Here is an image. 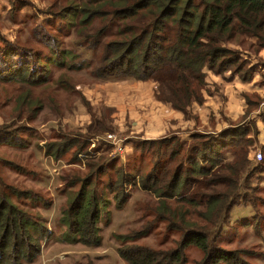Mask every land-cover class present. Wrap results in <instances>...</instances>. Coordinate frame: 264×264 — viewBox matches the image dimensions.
<instances>
[{
  "label": "rangeland",
  "instance_id": "rangeland-1",
  "mask_svg": "<svg viewBox=\"0 0 264 264\" xmlns=\"http://www.w3.org/2000/svg\"><path fill=\"white\" fill-rule=\"evenodd\" d=\"M81 1L0 0V197L6 194L10 203L22 208L35 220L40 219L52 232L49 240L45 232L36 260L23 264H72L87 259L94 264H127L116 253L122 243L117 236L146 227H150L146 235L126 243L171 250L181 239L180 232L167 229L166 222L157 220L159 201L151 193L139 186H127L129 198L123 206L117 207L114 193L106 189V185L116 179L118 168L144 177L155 162L152 151L159 146L140 145L147 139L139 134L107 131L112 129L110 115L113 106L104 105L97 109L101 114L97 124L100 132H90L85 129L84 122L78 121L81 118L78 109L89 106L84 87L91 89L97 81L106 80L90 74L91 67L99 62L100 53L88 50L81 36L93 34L101 21L94 17L85 23L80 9L71 10L79 7ZM226 47L238 51L241 70L237 74L241 79L243 74L247 76L246 81L253 89L251 95L246 96L249 102L242 117L228 121V124L244 126L248 134L235 138L237 143H230L223 150V156H217L218 165H213L211 171L234 177L229 166L243 158L245 148L251 171L248 175L250 187L244 193L247 199L241 195L240 202L231 209L232 222H226L225 228L213 236L211 243L220 249L240 251L241 259L247 264H264V145L261 144L259 123L264 120V48L256 38L241 34H235ZM60 51H67V54L60 56ZM55 60L62 61V64L57 65ZM81 64L83 66L79 68ZM10 66L18 71H10ZM30 67H34L33 72L27 76L26 69ZM254 108L259 109L257 116L250 113ZM125 126L124 131H127L128 126ZM106 131L122 139L121 145L125 147L121 151L107 149L110 143L104 141L92 143V136L103 137ZM126 135L128 137L124 139ZM70 137L82 141L88 138V142L76 158L77 146H73L60 159H55L48 151V144ZM161 148L166 149L164 145ZM255 151H261V160L253 158ZM165 161L169 175L178 160L166 158ZM101 162L105 171L94 175L88 189H96L100 204L108 200L106 207L100 205L102 212L97 223L102 242L94 247L64 243L61 235L67 231V226L61 223L62 211L70 206L81 186V182L73 184L71 181L89 173L87 164ZM205 165L209 167L210 161ZM244 173L243 168L237 179L239 182L247 179H243ZM225 188L217 185L214 189L223 191ZM211 190L203 188L199 192L213 193ZM180 192L187 197L192 193V186L190 190ZM181 199L166 202L169 207L205 210ZM192 219L200 226L212 228L203 218L192 216ZM183 253L186 264H201L205 258V252L194 243L186 246ZM219 264L231 263L221 261Z\"/></svg>",
  "mask_w": 264,
  "mask_h": 264
},
{
  "label": "trees",
  "instance_id": "trees-1",
  "mask_svg": "<svg viewBox=\"0 0 264 264\" xmlns=\"http://www.w3.org/2000/svg\"><path fill=\"white\" fill-rule=\"evenodd\" d=\"M78 9L83 22H90L94 17L101 21L93 34L81 36L88 50L100 53L98 64L91 67L92 76L152 80L156 83L157 99L182 112L192 102L202 103L205 70L218 74L227 70L233 74L240 72L238 51L226 47L235 34L254 37L264 48V0H82L79 7L71 10ZM65 54L67 51L59 53L60 56ZM55 63L61 65L62 61L55 60ZM11 68L12 72L18 71ZM33 68L26 69L27 76L32 75ZM242 79L245 81L248 77L243 74ZM95 124L92 122L87 130L97 131L93 129ZM247 130L244 126L229 125L218 133L194 131L188 138L171 135L142 141L140 145L159 146L152 151L155 159L152 169L144 177H137L118 168L116 179L109 182L106 189L114 193L117 207L123 206L129 198L127 186H139L151 193L159 201L157 220L166 222L167 229L180 232L181 239L171 250H155L126 243L146 235L150 227L132 234H119L117 238L122 243L116 248V253L120 259L127 264H186L183 249L194 243L205 252L201 264H219L221 261L247 264L241 259L240 251L220 249L211 243L213 236L225 228L226 222H232L231 209L250 187L247 151L244 148L243 158L229 166L235 173L234 177L211 170L213 165H218L217 156L222 157L223 150L230 143H237L235 138L245 137ZM76 138L49 143L48 151L58 160L70 148L77 146L76 158L88 142V138L85 141ZM107 149H113V145L108 144ZM166 158L178 160L169 175L164 165ZM208 160L209 167L205 165ZM86 166L89 173L71 181L73 184L81 182V186L70 206L62 211L61 223L67 226V231L61 235V240L94 247L102 242L97 223L102 212L100 205L106 207L108 200L100 204L96 189L89 190L88 187L96 173L105 171V165L101 162ZM243 168L246 170L243 179H247L239 182L237 179ZM217 185L227 188L218 191L214 189ZM191 186V195L183 197L184 192L180 191L190 190ZM203 188L212 189L213 193H200ZM8 198L6 194L0 197V264L34 262L41 252V239L45 232L48 240L52 232L40 219L35 220L22 208L10 203ZM179 198L198 204L205 210L190 211L185 207L168 206L166 200ZM192 216L207 220L212 228L198 225ZM72 264L94 263L87 259Z\"/></svg>",
  "mask_w": 264,
  "mask_h": 264
},
{
  "label": "crops",
  "instance_id": "crops-1",
  "mask_svg": "<svg viewBox=\"0 0 264 264\" xmlns=\"http://www.w3.org/2000/svg\"><path fill=\"white\" fill-rule=\"evenodd\" d=\"M205 72L203 101L192 102L185 112L158 100L155 94L156 84L152 80L97 81L91 89L89 86L84 87L89 106L83 104L84 106L78 109L81 116L78 121L84 122L87 130L94 120L96 124L93 129L99 130L97 124L101 114L97 109L106 105V107H114L110 115L112 129L107 131L113 130L112 132L120 134L135 133L141 135L143 139H158L170 135L188 138L194 131L216 133L228 126L230 121L242 117L248 106L246 96L251 95L252 88L247 83L249 81H244L237 73L233 74L230 70L222 74L214 73L209 69ZM250 113L257 116L259 109L254 108ZM259 123L261 144L264 145V120ZM125 125L128 126V132L124 131ZM126 137L128 136H124V139ZM121 147L125 146L121 145Z\"/></svg>",
  "mask_w": 264,
  "mask_h": 264
},
{
  "label": "built area",
  "instance_id": "built-area-1",
  "mask_svg": "<svg viewBox=\"0 0 264 264\" xmlns=\"http://www.w3.org/2000/svg\"><path fill=\"white\" fill-rule=\"evenodd\" d=\"M262 105H264V100L262 102ZM96 141H104L107 143H110L113 145L114 151H121V139L118 138L114 133L107 132L103 135V137L100 136H94L92 137V143H95ZM253 158L255 160H261L262 159V153L261 151H255L253 154Z\"/></svg>",
  "mask_w": 264,
  "mask_h": 264
}]
</instances>
